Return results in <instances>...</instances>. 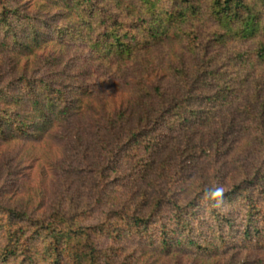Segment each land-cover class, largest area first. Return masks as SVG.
<instances>
[{"label":"trees","instance_id":"1","mask_svg":"<svg viewBox=\"0 0 264 264\" xmlns=\"http://www.w3.org/2000/svg\"><path fill=\"white\" fill-rule=\"evenodd\" d=\"M0 31V59L6 60L9 73L8 80L0 77V147L47 143L66 123L82 116L95 92L78 71L87 60L126 65L160 45H173L175 51L167 77L179 82L182 96L164 102L150 119L147 111L141 112L140 95L135 102L137 125L116 141L110 152L114 157L134 158L142 146L145 152L160 150L163 143L153 134L158 127L194 133L229 95L238 96L234 84L245 83L256 70L264 72V0H0ZM85 53L87 59H81ZM156 79L165 81L163 76ZM259 85L256 97L264 80ZM161 89L156 86L155 93ZM208 89L213 91L209 94ZM118 115L124 119L123 113ZM109 166L99 170L103 184ZM149 167L145 163L143 173ZM218 183L212 186L224 189L220 202L243 200L244 238H264V163L230 187ZM212 186L198 187L187 202L174 200L169 190L154 200L149 215H143V205L111 210L92 226L85 224L86 212L62 203L38 212L42 204L32 205L29 196L5 200L0 193V264H131L119 258L115 245L131 234L148 235L166 205L174 230L167 233L166 225L161 227L159 239L165 248L182 243L170 233L182 235L185 226L191 228L195 213L190 211L203 203L215 208L214 226H231L230 212H220L217 202L204 196ZM103 189L100 198L106 196ZM258 216L263 224L256 227Z\"/></svg>","mask_w":264,"mask_h":264},{"label":"rangeland","instance_id":"2","mask_svg":"<svg viewBox=\"0 0 264 264\" xmlns=\"http://www.w3.org/2000/svg\"><path fill=\"white\" fill-rule=\"evenodd\" d=\"M172 46L160 45L126 65L87 60L80 66L82 79L95 90L83 115L66 123L47 143L12 142L0 147L2 198L29 196L32 205L42 204L38 212L59 202L86 212L85 224L92 226L111 210H134L143 205V215H149L154 200L169 190L174 200L187 202L200 186H212L218 181L230 187L252 174L264 163V87L259 97L254 94L264 80L261 70L254 71L245 83L234 84L239 87L238 96L229 95L221 107L214 108L215 113L199 122L194 133L158 127L153 134L163 143L160 150L145 152L142 146L134 158L110 155L116 141L137 125L139 107L135 102L140 95L144 102L141 112L147 111L150 119L164 102L182 96L179 82L167 77L175 59ZM51 49L48 45L47 50ZM87 55L79 57L87 59ZM5 64L6 60L0 59V77L8 80ZM160 76L165 78L162 84L156 79ZM158 85L162 88L160 94L154 90ZM212 91L208 89L209 94ZM120 113L124 115L122 120ZM147 162L150 167L143 173ZM107 165L110 170L103 184L98 173ZM101 188L104 198L99 197ZM255 200L261 207L259 199ZM243 204L241 198L215 204L220 212H230L228 228L213 225L215 208L210 205L203 203L201 209H193L191 228L185 226L182 235L170 233L172 240L182 242L170 248H165L159 239L164 224L167 233L174 230L166 205L154 217L148 235L140 238L131 234L115 245L119 258L126 257L131 264H264V238L254 234L244 238L247 221ZM261 218L256 217L254 226L263 224ZM189 241L197 243L187 246ZM213 245L219 248L213 249Z\"/></svg>","mask_w":264,"mask_h":264},{"label":"clouds","instance_id":"3","mask_svg":"<svg viewBox=\"0 0 264 264\" xmlns=\"http://www.w3.org/2000/svg\"><path fill=\"white\" fill-rule=\"evenodd\" d=\"M224 189L221 186H212L205 190L204 196L208 200L220 202V199L223 196Z\"/></svg>","mask_w":264,"mask_h":264}]
</instances>
